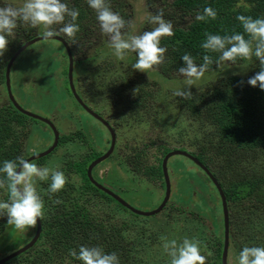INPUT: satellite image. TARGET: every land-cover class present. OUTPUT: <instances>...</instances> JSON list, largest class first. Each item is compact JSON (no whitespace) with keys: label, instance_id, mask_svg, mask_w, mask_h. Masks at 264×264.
<instances>
[{"label":"trees","instance_id":"16d2710c","mask_svg":"<svg viewBox=\"0 0 264 264\" xmlns=\"http://www.w3.org/2000/svg\"><path fill=\"white\" fill-rule=\"evenodd\" d=\"M66 2L70 8L79 10L76 22L80 31L75 38L62 37L70 45H106L104 49H109L113 56V62L107 64L106 68L123 76L121 80H114V91L120 95H131V98H127L133 103L138 99L139 110L135 109L127 116L125 126L120 128L126 134V146L136 151L130 159L131 173L134 169L139 172L141 184H145L147 180L164 188L162 162L165 155L175 151L179 144L187 143L195 152L192 155L208 167L225 194L230 215V249L233 255L238 259L245 246L264 247V91L247 83L260 70V62L253 57L251 60L224 62L217 67L216 61L220 53L206 52L201 47L206 39L205 33L222 36L241 33L248 38L237 17L244 15L254 19L264 18V0H174L171 4L182 15L180 20L187 21L189 18L190 24L186 27L187 22L185 25L172 22L174 35L161 40V46L168 49L165 62L148 71L156 75L155 80L144 72L133 69L132 66L138 59L136 53L129 52L121 60L115 56L110 46L108 48L109 38L96 25L87 0ZM107 2L114 12L129 20V14L124 9L127 5L117 0ZM13 5L16 6L15 3ZM205 7H212L217 12V18L196 21L195 17L203 14ZM68 19L70 18H66V22ZM153 27L155 25L148 19L138 35ZM18 28L14 36L9 38L6 52L0 56V86L4 84L3 69L5 70L11 57L9 54L11 45H14L13 40H19L15 38L18 35L16 32L20 30ZM131 29L126 26L121 30L122 34L127 38ZM185 53L191 55L198 66L203 63L204 55L213 58V64L205 74L221 71L229 65L249 68V74L222 76L215 81L206 82L191 91L194 95L192 99H184L175 94L162 97L159 77L185 81L186 78L179 74V69L186 67L181 59ZM124 76L126 79L122 80ZM138 86L140 89L134 94L133 90ZM176 91L178 90L171 92ZM0 98L3 101L10 100L3 99L1 95ZM9 104L0 107V166L3 161L15 160L20 156L21 142L30 134L27 131V121L36 122L17 111L12 103ZM170 106L183 117L181 115L179 123L168 127V122H164V119L169 110L166 107ZM123 108L133 107L124 104ZM67 138L68 136L62 138L61 144ZM101 155L86 152L77 161L68 159L63 162L59 171L65 173L68 182L58 193L49 192L50 177L46 181L37 179V191L45 203L41 237L33 248L6 264H83L70 255V250L78 252L81 245L99 246L109 254L115 252L120 264H171V258L163 250L165 241L161 240L162 233L163 237L167 236L163 225L165 220L161 215L171 212L175 201H170L161 214L143 221L140 216L98 190L88 179V166ZM45 161L46 158L40 160V165ZM195 176L196 181L200 180L198 175ZM75 177L79 181H75ZM94 178H97V174ZM205 179L211 182L206 175ZM215 194L220 198L217 191ZM2 199H8L6 187L0 189V200ZM57 200L60 202L57 203ZM173 209L191 217L184 219L190 225L194 223L185 238L200 241L206 264H223L224 217L220 216L221 220L218 221L215 214L206 217L202 213L176 210L175 207ZM124 214L129 215V219H123ZM5 219L6 216H0V240L9 231ZM208 220L211 225H206ZM210 226L212 230L206 235ZM19 240L23 242L19 244L15 241L17 243L10 249V254L32 239L21 237ZM182 241L183 237H180L177 243L181 244Z\"/></svg>","mask_w":264,"mask_h":264},{"label":"clouds","instance_id":"9594fccd","mask_svg":"<svg viewBox=\"0 0 264 264\" xmlns=\"http://www.w3.org/2000/svg\"><path fill=\"white\" fill-rule=\"evenodd\" d=\"M96 18L102 34L108 36L109 46L114 50L117 58L123 60L129 52L137 54L138 59L132 66L140 72H147L154 66L165 62L168 49L161 46L164 37L174 35L172 21L164 18V10L158 8L150 17V23L155 25L150 31L126 38L122 29L134 27V22L125 20L118 12H114L107 0H87ZM79 10L70 8L62 0H24L21 6L4 3L0 6V56L6 52L9 38L14 36L19 24H29L33 28L44 26L46 31L43 38L49 39L63 34L68 38H75L80 31L76 22ZM66 18H70L66 22ZM217 12L212 7H205L203 14H197L196 21L215 20ZM237 20L241 23L244 33L218 35L205 33L206 39L201 47L206 52L220 53L216 64L220 67L224 62H235L237 59L251 60L255 57L260 62V70L251 76L247 83L264 91V18H252L240 15ZM54 25H62L59 31L53 30ZM181 59L186 67L179 69V74L185 77V83L192 86L204 77L213 64L210 55L203 56V63L199 66L194 58L185 53ZM138 86L133 90L136 94ZM184 99H192L191 90H178L174 93ZM0 189L6 187L7 201H0V216L7 217V224L17 230L35 227L38 219L44 216L45 203L35 186L37 179L46 181L51 178L50 193H58L64 189L68 179L63 171H52L46 166H38L35 162L17 157L15 160H5L0 166ZM59 203L60 201H56ZM164 240L163 250L171 258V264H206V256L202 254L200 241L184 238L181 244L176 239ZM70 255L83 264H120L115 252L106 253L99 246L81 245L79 251L70 250ZM210 255V253H209ZM238 264H264V247L245 246L239 253Z\"/></svg>","mask_w":264,"mask_h":264},{"label":"rangeland","instance_id":"374dc122","mask_svg":"<svg viewBox=\"0 0 264 264\" xmlns=\"http://www.w3.org/2000/svg\"><path fill=\"white\" fill-rule=\"evenodd\" d=\"M23 1V0H19ZM122 1L125 5H127L125 11L127 14H129V20L134 22V27L131 29V32L128 36L131 35H138V32L142 30L144 24L146 23L147 19H150V14L154 9L162 8L167 5L169 9H171L173 12H175L174 7L171 6V3L173 0H117ZM10 2V1H9ZM63 2V0H62ZM179 14V12H178ZM182 16V15H180ZM188 18V17H187ZM168 20V18H165ZM190 19H187V22ZM47 43H50L51 45H45ZM49 47L50 49L43 50L41 54L37 53V56H34V60L32 59V63L34 66H32L33 69H35L37 72H40L43 78V87L48 89V95H46L43 99L40 98L39 95H37L36 87L33 86L31 83H24V87L21 89L20 86L16 84L15 81H18L17 77L18 74L23 75V72H16V68H18V64L21 62V60H24L23 58H20L17 61V64L12 68V91L13 95L16 98V101L20 104V106L25 109L26 111L32 112L38 116L49 118V113L53 112V119L54 123L57 126V128L64 129L65 133H67L69 130L73 128L72 124L66 122H70L71 117V111L75 109L74 107L77 105L76 98H72L70 95V92H68V89L70 88L69 82H68V71H69V60L66 53V50L64 46L57 41H47L42 42L38 45V47ZM99 46V45H97ZM96 47V46H95ZM102 49L106 47V45H101ZM109 48V45H108ZM94 50V49H92ZM56 51H58V55L56 54ZM104 52V50H103ZM78 54H80L78 52ZM96 53L91 51L87 57H92V55H95ZM103 62L102 64L111 63L113 56L109 53H103ZM79 57V56H78ZM31 62L29 61V64ZM249 68H246L244 66H231L224 67L221 71L205 74L203 78L200 80H197L192 86L186 85L185 81L181 80H168L164 77H159L158 84L161 89V94L165 96V94H173L171 92L173 90H193L194 88L201 86L202 84L210 81H215L218 77L222 76H230V75H247L249 74ZM147 74V76L155 80L156 75H152L153 72H144ZM25 76H21L22 81L24 80ZM16 79V80H15ZM75 79V77H74ZM2 96L4 98H8V90L6 84L1 86L0 88ZM157 93V92H155ZM79 105V104H78ZM166 105V104H165ZM168 110L167 117L164 119V122H168V127L173 126L175 123H179L182 119L183 115L181 113H178V111H174L173 107H166ZM80 109V108H79ZM182 115V117H181ZM74 117V115H72ZM81 122L82 127L80 128L86 133L87 129L85 127V120L90 119L91 117L81 114ZM58 118V119H57ZM77 118V117H75ZM179 119V121H178ZM28 125H30V128H32L31 121ZM43 126V125H42ZM101 130L102 127L100 125H97ZM37 130L39 128L35 126ZM41 131V130H40ZM29 138L31 139V155H35L38 153H42L46 149V141L49 139H52V135L49 134L47 130L45 132H39L35 131L33 132L31 129L29 131ZM188 134V133H187ZM43 135H45L43 137ZM189 135V134H188ZM91 145L95 148V150L99 153H104L100 151H105L109 147V140L108 136L105 132H102V138L98 137L95 134H91ZM76 146H67L66 149H64L63 155L64 160H62V163L59 166L58 160H51L49 164H47L46 167H48L52 171L60 170V167L62 169L63 162H65L68 159H71V156L73 154H79V153H86L85 148L83 147H77ZM176 150H181L184 152H188L190 154H194L195 152L189 147L187 143L179 144L175 148ZM83 151V152H81ZM115 165L112 160H107L104 163L100 165L98 168L99 176H103L105 173V177L102 180H109L111 183L113 178L114 170H116L119 173V177L124 181V183L127 185L125 186L124 192H119L116 188L115 190L118 191V195L124 199L127 203H129L132 207L135 209L142 211V212H150L156 209L162 201H164V193L165 189L161 188L159 184H155L153 182L147 181L145 184H137L135 181L131 179L130 176L127 174H132L131 169L127 168L130 173H127L123 170V168L111 169ZM180 165V167H178ZM168 170H169V177L171 180V186H172V195L170 201H175L174 207L175 209H179L181 211L187 210L193 211L197 213H202L204 216L208 217L212 214H215L217 216L218 221L221 220L220 216H223L222 211V205L220 203V198L216 196V187H214L213 184H210V182H207L203 174L201 173V170L195 166V164L185 158V157H174L171 158L168 163ZM198 175L201 182L196 181V176ZM108 176V177H107ZM75 181H79L77 177H75ZM142 181V180H140ZM194 181V182H193ZM205 183L204 187V194L201 193V186L200 184ZM36 188H38L37 181L35 184ZM128 189V190H126ZM115 192V191H114ZM123 192V193H122ZM122 193V194H121ZM0 201H4L3 199ZM208 201V202H207ZM172 207L171 212H166L161 215V217L165 220L164 222V229H165V236H167V240L176 239L177 242L179 241L180 237L185 238V234L189 231V229H192L194 226V223L192 225L188 224L187 221L184 219L186 217H190L186 214H181L180 211L175 212V210ZM220 209V210H219ZM122 218L127 220L129 219V215L124 214L122 215ZM143 221L145 220H151L145 217H139ZM191 218V217H190ZM223 218V217H222ZM7 221V217L5 219ZM206 223V225H211L210 220ZM200 226V225H198ZM202 230V229H200ZM210 231L206 234L208 235L212 227L210 226ZM36 233V226L35 227H29L24 230H17L14 228V226L9 225V231H6L5 238L0 240V259L10 255V249L15 246L17 242L21 244V237L32 239V237ZM164 233H162V236ZM8 241L4 246L2 244ZM17 241L16 243H14ZM169 258V257H168ZM229 264H238V259L235 255H233L232 249L229 251Z\"/></svg>","mask_w":264,"mask_h":264},{"label":"flooded vegetation","instance_id":"af4514ba","mask_svg":"<svg viewBox=\"0 0 264 264\" xmlns=\"http://www.w3.org/2000/svg\"><path fill=\"white\" fill-rule=\"evenodd\" d=\"M5 2L11 3V4L15 3L16 6H21L23 4L24 0L23 1L0 0V6H4ZM173 2H174V0H173ZM171 6H173V4H171ZM163 10H164V18H168V20H170V21L172 20V22L175 24H178V23H181L183 25L186 24L187 21L184 19L180 20V14H178V12L176 10H175V12H173L171 9H169L167 7V5H165L163 7ZM90 11L94 14L93 18L95 17L96 25L98 27H100L99 22L96 18L95 11L91 8H90ZM156 11H157V9H154L152 11V13L150 14V16L152 14H155ZM189 24H190V20L187 22L186 27ZM18 27H19L18 29H20V30L18 32H16V33H18V35H15V38H18L19 40L18 41L13 40L14 45L10 44L11 45V52L9 55L11 57L9 58L8 63H9L10 59L13 57V55L21 47H23L26 43H28V42L36 39V38L42 37L44 31H46L44 26L33 28L31 25L23 24V23L19 24ZM52 27H53V30L59 31L58 30L60 28L59 25H54ZM139 32H138V34H139ZM59 36L60 37L63 36L64 38H68V37L64 36L63 34H60ZM48 41H53V40H48ZM44 42H47V41H44ZM40 43H42V42H39V43L29 47L28 49H26L20 55V57L17 59V61L20 58H23L24 60H21V62L18 64L19 67L16 68L15 74H17L16 72L20 71V72H23V75L18 74L19 75L17 77L18 81H15V82L18 86L21 87V89L24 87V83H31L33 86L36 87L37 95H39L40 98L43 99L46 95H48L49 90L43 87L44 76H42L40 72H37L35 69L32 68V66H34V64L32 63V59L34 60V56L35 55L37 56V53L41 54L43 50H47L50 48L47 46L46 47H38V45ZM45 45H51V44L47 43ZM95 46H96V48L94 50H92L93 47H95ZM69 47H70L71 53L75 59L74 60L75 61L74 62L75 90H76V93L79 96V98L82 100L83 105L79 104L78 101L76 100L77 105L74 107L75 109H73L71 111L70 122H66V125H68L67 123L72 124L73 128L71 130H69L67 133H65L64 129L62 130L60 128H57V126L54 123L53 114H52L53 112L49 113L50 116H49L48 120L56 126V128L60 134L58 147L52 152V154L45 157L46 161L43 163V165H40L39 162H40V160L45 159V158L39 159V160L34 161V162L38 166H47V164H49V162L51 160H53V161L58 160L59 166H60V164L62 163V160H64V158H63V155H65V153H63L64 149H66L67 146H70V145L76 146L75 144H80V145H77V147H82V148L84 147L85 151L90 153V154H93V153L102 154V155L106 154L108 152V150L110 149L111 141H112L110 131H109L108 127L104 124V122H107L111 126V128L113 129V131L116 135L115 149H114L112 156L108 159V161L112 160V162L115 163L114 167L111 169H116V167H118L119 169L123 168V170L125 172L130 173L126 167L128 165V168L131 169V167H130L131 155L133 152H136V151L134 148L126 146V143H125L126 134H125V132H121L120 128L125 126L124 121H125L127 116L132 114L135 109L139 110L140 107H139V104L137 103L138 99H136V101H134V103H133V101L130 100L131 95H122V94L120 95L114 91V89H113L114 80H121L122 74L119 72L114 73V71L111 70L110 68H106V66L110 65V63L105 62V64H102V62H103L102 59L104 56L103 53H109L110 54L109 49H107V48L106 49H100L101 45H99V46L92 45L91 47H89V45L84 46V45H70L69 44ZM103 50H104V52H103ZM91 51L95 52L96 54L92 55V57H87ZM78 52L80 54H78ZM66 53H67V51H66ZM56 54L57 55L59 54L58 51H56ZM67 56H68V54H67ZM17 61L14 63L13 67L15 66V64H17ZM29 61L31 62L30 64H29ZM112 62L113 61H111V63ZM6 69H7V67H5V70L3 69L4 73L2 74V75H4L3 76L4 84H6ZM11 71H12V69H11ZM21 76L22 77L25 76L23 81L21 79ZM10 78L12 81V79H13L12 72H10ZM125 79H126V77L124 76V78H122V80H125ZM4 84H2L1 86H3ZM1 86H0V88H1ZM68 92H70L71 97L74 98V96L72 95V93L70 91V88L68 89ZM0 95L2 96L1 92H0ZM127 97H130V98H127ZM2 98L4 99L3 96H2ZM8 98H9V95H8ZM114 101H115V103H114ZM9 103H11L10 100L3 101L0 98V107H3L5 105H10ZM124 104H129L133 108L124 109L123 108ZM112 105H113V107H112ZM83 106H85V107H83ZM86 108L91 110L92 113L90 114V112H88ZM81 114H85V115L91 117L90 119L85 120V127L87 129L88 136L80 128V126L82 127V122H81L82 116H81ZM94 114L97 115L99 118H97ZM72 115H74V117ZM75 117H77V118H75ZM100 119L103 122H101ZM134 119H136L135 114H134ZM35 121L36 122L31 121L32 128H30V125H28V127H27L28 132L30 131V129L33 132L39 131L42 133L45 132V130H47L49 132V134L52 135L51 136L52 139L48 138V140L46 141V149L43 151V152H45L54 143V140H55L54 133L51 130V128L49 127V125L45 124L44 122L38 121V120H35ZM97 125H100V127H102V129L99 130L100 128ZM35 126H37L39 128V130H37ZM102 132H105L108 136L109 147L105 151H100V152H104V153H99L91 145L90 133L95 134L98 137L102 138ZM44 136L45 135H43V137ZM65 136H68V138L66 139L65 143L61 144V139L65 138ZM21 143H22V147L19 150V153H20L19 157H23L24 159H28L32 156L37 155V154L31 155V147H30L31 146V139L29 138V136L26 137L25 139H23ZM81 152H83V151H81ZM38 154H40V153H38ZM83 155H84V153H79L78 155L73 154L71 156V159H72V161H77ZM99 167L100 166L95 168V170L93 171V177H95L97 174V178L95 180H97L99 183L103 184L107 188L111 189V191H113V192L115 191L114 193H116V194L118 193V191L124 192L125 186L127 187V185L119 177V173L116 170H114V173L112 176L113 180L110 183L108 179L102 180L105 177L104 176L105 173L103 176H101V177L99 176V173H98ZM201 173L205 177V174L203 173V171H201ZM127 175L130 176L131 179L133 181H135L137 184H140L141 175L135 169H134L132 174H127ZM198 182H202V180L200 179V180H198ZM210 184H211V182H210ZM200 186H201V193L204 194L205 183L200 184ZM116 188L118 189V191L115 190ZM126 190H128V189H126Z\"/></svg>","mask_w":264,"mask_h":264},{"label":"water","instance_id":"95a60500","mask_svg":"<svg viewBox=\"0 0 264 264\" xmlns=\"http://www.w3.org/2000/svg\"><path fill=\"white\" fill-rule=\"evenodd\" d=\"M48 40L57 41V42H60L62 45H64V47L67 51V54H68V59H69L68 82H69V86H70V91H71L72 95L76 98L78 103L83 105L82 100L79 98V96L76 93L75 85H74V62H75L74 60L75 59L71 53L69 44L62 37H60L58 35V36H55V37H52L49 39H45V38H43V36L40 38H36V39L26 43L23 47H21L13 55V57L10 59L8 65H7V69H6V86H7L10 102L12 103L14 108L17 111H19L21 114H23L24 116L29 117L31 119L41 121V122H44L45 124L49 125V127L53 131L54 137H55L53 145L47 151L26 159V160L33 161V162L37 161L39 159L45 158V157L49 156L50 154H52V152L58 147L60 134H59V131L57 130L56 126L53 123H51L48 119L43 118L41 116H38L32 112L26 111L17 103V101L13 95V91H12L10 72H11V69H12L14 63L17 61V59L20 57V55L26 49H28L29 47H31V46L39 43V42H44V41H48ZM83 107H85V106H83ZM87 111L90 112V114L92 113L91 110H89V109H87ZM95 116L97 118H99L97 115H95ZM100 121L103 122L101 119H100ZM104 124L108 127V129L110 131V135H111V139H112L111 146H110V149L108 150V152L106 154H104L101 157H99L98 159L94 160L90 164V166L88 167L87 175H88V179L90 180V182L98 190H100L101 192L105 193L106 195H108L109 197L114 199L122 207L126 208L127 210H129L133 214L140 216V217L152 218V217H155V216L161 214L164 211V209L167 207V205L169 204L170 199H171L172 186H171V180L169 177V170H168V163H169L170 159L174 158V157H178V156L185 157V158L189 159L196 166H198L200 168V170L203 171V173L210 179L211 183L214 185V187H216L217 193L220 196L221 203H222L223 217H224V249H223V255H222V263L223 264H229V251H230V245H231V229H230L229 210H228L225 194H224L219 182L213 176V174L210 172L208 167L205 166L204 164H202L194 155H192L188 152H184L181 150H175V151L169 152L167 155H165L163 162H162L163 177H164V182H165V195H164V199H163L164 201H162V203L153 211H150V212L139 211V210L135 209L134 207H132L124 199H122L118 194L111 191V189H109L106 186H104L103 184L99 183L93 177V171L95 170V168L100 166L102 163L107 161L112 156L114 149H115V145H116V135H115L113 129L111 128V126L107 122H104ZM42 230H43L42 220L38 219V222L36 224V233H35V236L32 238V240L27 245H25L24 247L18 249L17 251L11 253L10 255H8L6 257L0 259V264H6V263L10 262L11 260H13V259L21 256L22 254L26 253L31 248H33L36 245V243L38 242V240L40 239L41 234H42Z\"/></svg>","mask_w":264,"mask_h":264},{"label":"crops","instance_id":"0c3cea01","mask_svg":"<svg viewBox=\"0 0 264 264\" xmlns=\"http://www.w3.org/2000/svg\"><path fill=\"white\" fill-rule=\"evenodd\" d=\"M166 95V94H165ZM164 95H162V97H163ZM61 168V167H60ZM164 189H165V187H164ZM164 195H165V193H164ZM161 204V203H160Z\"/></svg>","mask_w":264,"mask_h":264}]
</instances>
